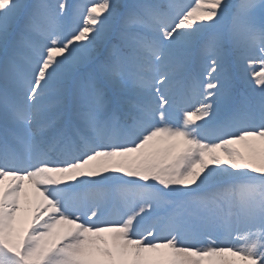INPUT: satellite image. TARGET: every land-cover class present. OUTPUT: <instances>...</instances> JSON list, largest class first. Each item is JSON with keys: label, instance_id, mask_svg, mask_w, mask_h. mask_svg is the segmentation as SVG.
Instances as JSON below:
<instances>
[{"label": "snow or ice", "instance_id": "obj_1", "mask_svg": "<svg viewBox=\"0 0 264 264\" xmlns=\"http://www.w3.org/2000/svg\"><path fill=\"white\" fill-rule=\"evenodd\" d=\"M0 264H264V0H0Z\"/></svg>", "mask_w": 264, "mask_h": 264}, {"label": "trees", "instance_id": "obj_2", "mask_svg": "<svg viewBox=\"0 0 264 264\" xmlns=\"http://www.w3.org/2000/svg\"><path fill=\"white\" fill-rule=\"evenodd\" d=\"M233 2H235V0H233ZM257 70H259V69H257ZM249 79H250V77H249ZM254 86V85H253Z\"/></svg>", "mask_w": 264, "mask_h": 264}, {"label": "rangeland", "instance_id": "obj_3", "mask_svg": "<svg viewBox=\"0 0 264 264\" xmlns=\"http://www.w3.org/2000/svg\"><path fill=\"white\" fill-rule=\"evenodd\" d=\"M257 69H259V68L257 67Z\"/></svg>", "mask_w": 264, "mask_h": 264}]
</instances>
